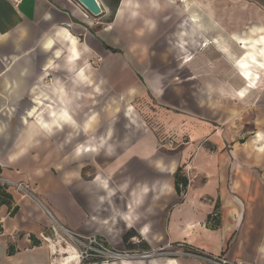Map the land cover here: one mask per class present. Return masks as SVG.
Listing matches in <instances>:
<instances>
[{"label":"crops","instance_id":"obj_1","mask_svg":"<svg viewBox=\"0 0 264 264\" xmlns=\"http://www.w3.org/2000/svg\"><path fill=\"white\" fill-rule=\"evenodd\" d=\"M98 2L0 0V178L31 192L0 184V264H56L53 227L264 264V0Z\"/></svg>","mask_w":264,"mask_h":264},{"label":"built area","instance_id":"obj_2","mask_svg":"<svg viewBox=\"0 0 264 264\" xmlns=\"http://www.w3.org/2000/svg\"><path fill=\"white\" fill-rule=\"evenodd\" d=\"M21 0H14L18 5ZM173 143V142H172ZM162 148H166L163 145ZM3 184L8 188H12L17 192H29V187L22 183H15L10 180H4ZM52 232L56 238H60L64 243V247H72L78 253L79 264H107L123 260H149L156 257H178L182 259H190L200 264H243L237 260H230L227 256L212 255L205 250H201L194 246L185 243L170 244L166 248H158L154 250H116L105 242L100 236L95 234L81 235L77 232L68 229H61L53 227ZM136 244L141 240H134Z\"/></svg>","mask_w":264,"mask_h":264},{"label":"rangeland","instance_id":"obj_3","mask_svg":"<svg viewBox=\"0 0 264 264\" xmlns=\"http://www.w3.org/2000/svg\"><path fill=\"white\" fill-rule=\"evenodd\" d=\"M264 35L262 34V37ZM252 56L254 57V59H258V56L256 55V53L252 52ZM263 56H264V49H263ZM151 96L150 94L147 95V96H139L137 97L135 100V107H137V109H139L141 111V114L143 115V117L145 118V121L147 123H149V125L151 126L152 129H156L155 131L156 132H159V129L156 127V124L153 122V114H152V111L154 109V107L152 106V102H148V98ZM152 97V96H151ZM121 98L120 94H117L115 92H112L111 95H110V100H111V105H112V108L115 106L116 108L120 109L119 108V102L118 100ZM117 103V104H116ZM103 110V109H102ZM102 110H98L97 111H101ZM114 110V108H113ZM173 142V143H172ZM163 145H166V148H162ZM182 146V144H179L177 143L175 140H173V138H166V139H161L159 141V149H161V151L165 152V153H173V154H176L179 152L180 150V147ZM3 181L4 179H1L0 178V184H3ZM7 189H9L8 187H5ZM30 190V189H29ZM10 191H13V193L17 192V191H14L13 189H10ZM25 193V192H24ZM16 194V193H15ZM29 194H31V192H29Z\"/></svg>","mask_w":264,"mask_h":264},{"label":"trees","instance_id":"obj_4","mask_svg":"<svg viewBox=\"0 0 264 264\" xmlns=\"http://www.w3.org/2000/svg\"><path fill=\"white\" fill-rule=\"evenodd\" d=\"M188 185V179L182 175V171L180 170L176 174V186H178L179 193H183ZM12 200V196L6 193L3 190V187L0 185V205L8 204Z\"/></svg>","mask_w":264,"mask_h":264},{"label":"bare ground","instance_id":"obj_5","mask_svg":"<svg viewBox=\"0 0 264 264\" xmlns=\"http://www.w3.org/2000/svg\"><path fill=\"white\" fill-rule=\"evenodd\" d=\"M60 254L61 256L56 264H79L78 253L72 247L61 248Z\"/></svg>","mask_w":264,"mask_h":264},{"label":"water","instance_id":"obj_6","mask_svg":"<svg viewBox=\"0 0 264 264\" xmlns=\"http://www.w3.org/2000/svg\"><path fill=\"white\" fill-rule=\"evenodd\" d=\"M80 5L84 6L94 16L101 14V7L98 0H76Z\"/></svg>","mask_w":264,"mask_h":264}]
</instances>
